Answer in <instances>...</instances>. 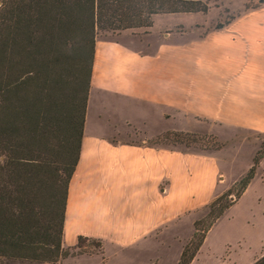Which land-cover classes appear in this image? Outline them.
Listing matches in <instances>:
<instances>
[{
  "label": "crops",
  "instance_id": "obj_1",
  "mask_svg": "<svg viewBox=\"0 0 264 264\" xmlns=\"http://www.w3.org/2000/svg\"><path fill=\"white\" fill-rule=\"evenodd\" d=\"M183 14L197 13L158 14L152 23L159 15ZM177 25L184 29L164 31ZM168 131L218 141L232 131L264 134V3L240 10L219 28L177 22L151 26L143 35L124 30L95 38L63 247L83 236L100 241L103 256L96 264L123 256L132 257L130 264H159L137 256L173 246L176 264L198 211L223 191L224 176L222 147L147 143Z\"/></svg>",
  "mask_w": 264,
  "mask_h": 264
},
{
  "label": "trees",
  "instance_id": "obj_2",
  "mask_svg": "<svg viewBox=\"0 0 264 264\" xmlns=\"http://www.w3.org/2000/svg\"><path fill=\"white\" fill-rule=\"evenodd\" d=\"M263 3L256 0L244 9ZM206 11L201 0H0V264L55 263L84 241L101 245L83 236L71 247L61 244L95 38L147 30L158 14ZM216 142L212 135L182 131L147 140L201 150L219 149ZM263 155L264 139L245 173L207 205L204 219L193 221L176 264L191 261L212 223L241 196ZM230 195L235 200H226ZM251 264H264V254Z\"/></svg>",
  "mask_w": 264,
  "mask_h": 264
},
{
  "label": "rangeland",
  "instance_id": "obj_3",
  "mask_svg": "<svg viewBox=\"0 0 264 264\" xmlns=\"http://www.w3.org/2000/svg\"><path fill=\"white\" fill-rule=\"evenodd\" d=\"M201 1L205 2L207 5V11L205 13L196 12V15L183 14L178 16L159 15L153 20V29L158 30L159 27L165 24L170 25L177 22L188 25L194 21L196 25L205 24L206 26H215L216 23L224 22L233 17L234 14H238L240 10L244 9L245 4H253L256 0L250 2H245V0ZM173 29L182 30L184 26L177 25L170 29H164V31H172ZM145 31L144 29H136L130 32L135 35H143ZM131 137H134V135ZM263 139L264 134L259 135L243 131H232L226 134L223 139L219 141L216 139L222 147H220L222 149L221 172L224 176V180L222 181V192L229 188L245 173L251 164L254 151H256L260 144L259 142ZM174 147L186 148L183 146ZM189 148L199 149L197 146ZM221 179L223 178L221 177ZM226 200H235V197L230 195L226 197ZM207 211V206L200 209L196 219H204ZM181 233L185 235L187 232L184 229ZM167 238L168 236L160 242H166L168 240ZM156 249V251L154 248L147 249L146 252L137 256L138 260L145 263L146 259L149 258L150 260H158L159 264H174V260L177 258L175 247L171 246L166 250L165 246L161 245L156 246ZM263 254L264 157L239 200L226 209L214 222L207 233L196 259L193 260L191 264H251ZM102 256L101 245L98 246L94 241L87 240L83 242L81 247L71 249L67 256L59 258L57 262L43 264H96ZM219 256L220 261L218 260ZM130 258L132 257H115L110 259L106 264H130ZM4 264L28 263L10 260L6 261Z\"/></svg>",
  "mask_w": 264,
  "mask_h": 264
}]
</instances>
